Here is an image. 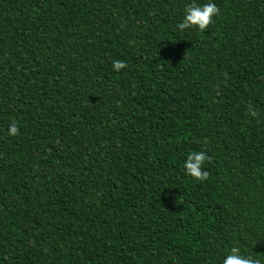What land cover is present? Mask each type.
<instances>
[{"label": "trees", "instance_id": "1", "mask_svg": "<svg viewBox=\"0 0 264 264\" xmlns=\"http://www.w3.org/2000/svg\"><path fill=\"white\" fill-rule=\"evenodd\" d=\"M208 2L206 30L178 28ZM234 246L264 264V0H0V264H222Z\"/></svg>", "mask_w": 264, "mask_h": 264}, {"label": "clouds", "instance_id": "2", "mask_svg": "<svg viewBox=\"0 0 264 264\" xmlns=\"http://www.w3.org/2000/svg\"><path fill=\"white\" fill-rule=\"evenodd\" d=\"M220 15V9L214 2H208L201 5L195 3L188 4L185 8L184 18L178 24V28L183 31L188 28H198L203 32L210 24L213 23V17ZM112 67L116 71H120L127 67V63L123 60H113ZM248 113L252 117H258V111L249 105ZM20 132L17 122L13 121L9 126V135L16 136ZM212 157L205 151L190 152L183 164L186 175L191 176L197 181H205L209 178L210 173L203 170L205 162H210ZM222 264H262L261 259L253 257L252 255H241L239 247H232L230 254L226 256Z\"/></svg>", "mask_w": 264, "mask_h": 264}]
</instances>
